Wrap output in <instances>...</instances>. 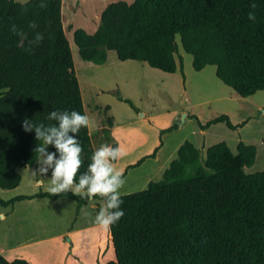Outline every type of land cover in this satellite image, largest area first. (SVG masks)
<instances>
[{
  "label": "trees",
  "instance_id": "trees-1",
  "mask_svg": "<svg viewBox=\"0 0 264 264\" xmlns=\"http://www.w3.org/2000/svg\"><path fill=\"white\" fill-rule=\"evenodd\" d=\"M41 3L47 6L41 8ZM61 7V0H0V189L17 187L19 169L37 163L34 149L43 141L35 139L34 131L23 130L24 119L48 125L56 123L47 119L51 111L86 115ZM249 12L255 13L254 21L248 19ZM33 21L35 29L29 27ZM13 25L26 39L10 31ZM36 33H43V40L28 52V41ZM176 36L192 56L194 70L214 66L215 76L241 97L264 90V0H119L103 8L94 32L73 30L83 61L101 64L113 50L120 61H141L167 73L177 67ZM178 63L182 73L180 55ZM194 118L201 130L216 123L229 129L241 126L225 114L203 124ZM76 138L83 149L78 182L91 162L83 158L88 128H81ZM50 152H56L52 145ZM255 154V146L242 141L236 154L224 141L204 153L182 143L160 180L120 195L124 215L110 227L114 259L106 264H264V170H244ZM62 197L76 201V217L86 198L71 191L51 195L39 190L0 198V204ZM0 264L33 263L23 258L8 262L0 255Z\"/></svg>",
  "mask_w": 264,
  "mask_h": 264
},
{
  "label": "rangeland",
  "instance_id": "rangeland-1",
  "mask_svg": "<svg viewBox=\"0 0 264 264\" xmlns=\"http://www.w3.org/2000/svg\"><path fill=\"white\" fill-rule=\"evenodd\" d=\"M61 1L62 25L69 41L85 113L94 122V126L88 128L90 141L83 158L90 160L102 144L120 147L125 156L113 162L124 174L125 184L120 195L142 190L149 183L160 180L175 158L178 146L184 142L192 143L202 153L206 147L221 141L226 142L233 154L240 141L254 145V162L244 170L247 173L264 170V90L241 97L215 76L214 66L194 70L192 56L182 50L178 36L177 67L172 73L151 68L141 61H120L113 50L107 51L106 60L101 64L83 61L73 42V30L83 28L88 33L94 32L103 8L119 0ZM122 1L131 3L133 0ZM179 55L182 56V73L178 68ZM116 94L129 99L134 107L119 101ZM221 114L241 126L229 129L224 123H216L202 134L194 117L203 124ZM173 126L175 128L161 133ZM50 147L46 146L47 152ZM155 149L154 157H147L135 165ZM40 166L36 163L33 167L21 168L19 185L0 189V198L8 200L16 195L46 191L52 170L49 168L46 175L33 176ZM38 178L43 180L41 186L36 184ZM20 201L14 203L13 214L7 210L11 205L0 204L5 214V219H0V248L8 250L5 255L9 259L28 258L33 264H66L62 263V258L68 249L72 255L67 264H106L114 259L109 230L93 223L104 204L103 199L87 202L76 223H73V216L77 203L72 199ZM70 224L73 231L67 237L75 240L74 247L62 239H49L66 231ZM88 225L87 230L75 231ZM77 252H80V259Z\"/></svg>",
  "mask_w": 264,
  "mask_h": 264
},
{
  "label": "clouds",
  "instance_id": "clouds-1",
  "mask_svg": "<svg viewBox=\"0 0 264 264\" xmlns=\"http://www.w3.org/2000/svg\"><path fill=\"white\" fill-rule=\"evenodd\" d=\"M22 2L27 3L28 0H22ZM39 6L44 8L47 5L41 3ZM250 7L254 9L256 5L253 3ZM255 18L254 12L248 13L249 20L254 21ZM29 27L35 29L37 25L33 21L29 23ZM10 31L26 39L24 33L15 25L10 28ZM42 40L43 33H36L34 39L28 41V47L25 50L31 52L33 47ZM47 119L56 123L45 125L24 119L21 124L25 132L34 131L35 139L43 141L42 145H37L34 149L38 153L37 163L41 166L32 175H46L51 168L50 183L46 189L51 195H61L71 191L81 198L91 199L96 196L103 198L104 204L95 215L93 223L105 231L110 230V227L124 215L120 210L122 204L120 189L124 186L125 180L122 171L117 170L113 164L114 161L125 156L124 151L118 146L100 145L92 154L87 170L79 175L77 182V174L83 163L81 159L83 149L76 137L81 128L92 127L94 122L88 115H82L75 110L51 111ZM47 145L54 146L56 152H47ZM56 153H59L58 158ZM42 181L39 180L38 183ZM85 214L89 217L91 215L87 212ZM0 219H5L3 213H0Z\"/></svg>",
  "mask_w": 264,
  "mask_h": 264
},
{
  "label": "crops",
  "instance_id": "crops-1",
  "mask_svg": "<svg viewBox=\"0 0 264 264\" xmlns=\"http://www.w3.org/2000/svg\"><path fill=\"white\" fill-rule=\"evenodd\" d=\"M107 4V3H106ZM204 130H201V132H202V134L204 133L203 132ZM179 147V146H178ZM20 170V169H19ZM39 180H41V179H37L36 180V184H39L40 186H41V184L43 183V181H42V183H38V181ZM16 188V187H15ZM17 196V195H16ZM14 197V196H13ZM37 199H40V198H37ZM59 199H62V198H59ZM92 200L94 199V198H91ZM91 199H86L85 200V202L82 204V206H81V208H80V210H79V212H78V214H77V216L75 217V215L73 216V223H76L77 222V219L81 216V214H82V211H83V208H84V206H86V203L87 202H89ZM23 201V200H22ZM54 201V200H53ZM56 201V200H55ZM75 201V200H74ZM19 202H21V201H19ZM14 205V204H13ZM13 205H11L12 207L10 208V209H7V208H5V209H7L8 211H9V213L10 214H13L14 213V206ZM91 206L92 207H95L94 206V204H91ZM4 207H6V206H4ZM75 207H76V205H75ZM2 209H3V206L1 207ZM0 213H3L4 214V212H3V210H0ZM74 213H75V211H74ZM4 216H5V214H4ZM91 226L90 227H92V224H90ZM94 225V224H93ZM72 226H71V224H70V227L69 228H67L66 229V231H63V232H60V233H58L57 235H55L54 237H52V238H49V239H62V241L64 242V243H66V244H69V245H71L72 247H74L75 246V240H71L69 237H67L69 234H72V233H70L71 231H73V228H71ZM89 227V225H88V227H78L77 229H75V231H77V232H81V231H84V229L85 230H87L88 228H90ZM66 238H67V241H66ZM97 243H99V241L97 242ZM22 245H24V244H22ZM8 252V250H6V249H3V248H0V255L1 256H3L4 257V259H6L8 262H10V261H12L13 259H9L5 254ZM68 253V254H67ZM80 252H77L76 253V256H78V259H80V257H81V255L79 254ZM70 255H72V251H71V249L69 250L68 249V252H66V254L64 255V257L62 258V263H65L66 262V264L68 263V258H69V256ZM17 257V256H16ZM14 259H16V258H14ZM23 259H26L27 261H29V262H31V263H33L31 260H29L28 258H23Z\"/></svg>",
  "mask_w": 264,
  "mask_h": 264
}]
</instances>
